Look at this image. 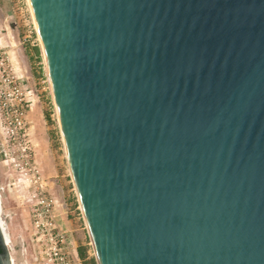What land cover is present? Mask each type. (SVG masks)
Segmentation results:
<instances>
[{
	"label": "water",
	"instance_id": "water-1",
	"mask_svg": "<svg viewBox=\"0 0 264 264\" xmlns=\"http://www.w3.org/2000/svg\"><path fill=\"white\" fill-rule=\"evenodd\" d=\"M29 1L96 263L264 264V0Z\"/></svg>",
	"mask_w": 264,
	"mask_h": 264
},
{
	"label": "rangeland",
	"instance_id": "rangeland-1",
	"mask_svg": "<svg viewBox=\"0 0 264 264\" xmlns=\"http://www.w3.org/2000/svg\"><path fill=\"white\" fill-rule=\"evenodd\" d=\"M35 22L29 0H0V189L14 264H44L35 243V195L43 192L56 202L60 227L67 221L61 204L80 207ZM26 35L28 46L21 43ZM18 110L25 113L23 126L16 121ZM77 226L86 229L82 220ZM89 247L85 264L95 259L91 242Z\"/></svg>",
	"mask_w": 264,
	"mask_h": 264
},
{
	"label": "built area",
	"instance_id": "built-area-1",
	"mask_svg": "<svg viewBox=\"0 0 264 264\" xmlns=\"http://www.w3.org/2000/svg\"><path fill=\"white\" fill-rule=\"evenodd\" d=\"M28 36L22 38V45L28 46L30 41ZM39 46L42 47L39 39ZM48 70V69H47ZM49 79V75H48ZM51 86V82L49 79ZM52 92V87H51ZM53 96V95H52ZM16 121L19 126L24 125L25 113L18 110ZM34 205L33 218L36 222L35 243L41 247V254L43 256L44 264H85L86 260L82 259L79 251L74 245L72 232L64 230L57 221L56 216V202L43 192H40V197ZM66 199V198H65ZM64 199V200H65ZM63 213L67 216V221L72 223L76 229L78 222L83 219L81 207L72 209L65 201L61 204ZM43 247V249H42Z\"/></svg>",
	"mask_w": 264,
	"mask_h": 264
},
{
	"label": "crops",
	"instance_id": "crops-1",
	"mask_svg": "<svg viewBox=\"0 0 264 264\" xmlns=\"http://www.w3.org/2000/svg\"><path fill=\"white\" fill-rule=\"evenodd\" d=\"M68 170H69V168H68ZM60 182L64 186L66 185L64 180H62ZM69 183L70 182H68V184ZM62 227L64 228V230H66L68 232H72V230H74V232L72 234V237H73L74 242H75L74 245H75V247H76V249L78 251L82 247L83 248H87L88 249V252H89V250H91V247H89V242H91V240H90L89 233H88V231L86 229H78V230L77 229H74L75 226L72 223L68 222V221H63Z\"/></svg>",
	"mask_w": 264,
	"mask_h": 264
},
{
	"label": "flooded vegetation",
	"instance_id": "flooded-vegetation-1",
	"mask_svg": "<svg viewBox=\"0 0 264 264\" xmlns=\"http://www.w3.org/2000/svg\"><path fill=\"white\" fill-rule=\"evenodd\" d=\"M2 196H1V189H0V206H1V209H0V226H2L3 225V227L5 228L4 229V232L5 231H7V228H6V223L3 221V223L1 224V218H2V198H1ZM2 227V228H3ZM7 241V240H6ZM2 241H1V231H0V253H2L3 252V249H2V243H1ZM8 243V242H7ZM10 244H11V241L8 243V246H10Z\"/></svg>",
	"mask_w": 264,
	"mask_h": 264
},
{
	"label": "trees",
	"instance_id": "trees-1",
	"mask_svg": "<svg viewBox=\"0 0 264 264\" xmlns=\"http://www.w3.org/2000/svg\"><path fill=\"white\" fill-rule=\"evenodd\" d=\"M79 255L81 256L82 259L87 260V258H88V249L87 248H83V247L80 248L79 249ZM90 264H96L95 259H92Z\"/></svg>",
	"mask_w": 264,
	"mask_h": 264
},
{
	"label": "bare ground",
	"instance_id": "bare-ground-1",
	"mask_svg": "<svg viewBox=\"0 0 264 264\" xmlns=\"http://www.w3.org/2000/svg\"><path fill=\"white\" fill-rule=\"evenodd\" d=\"M30 2V1H29ZM36 23V22H35ZM10 33H11V31H10ZM11 36H12V34H11ZM12 38H13V41H14V37L12 36ZM47 61V60H46ZM0 209H1V206H0ZM3 223V219L1 218V224ZM2 227H3V225H2ZM5 228L3 227V230H4ZM5 237H6V240H7V242L9 243L10 241H11V237H10V235L8 234V232L7 231H5ZM7 243V244H8Z\"/></svg>",
	"mask_w": 264,
	"mask_h": 264
}]
</instances>
